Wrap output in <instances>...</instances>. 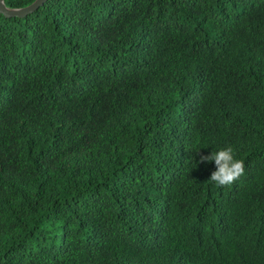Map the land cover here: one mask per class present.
<instances>
[{
  "label": "trees",
  "instance_id": "16d2710c",
  "mask_svg": "<svg viewBox=\"0 0 264 264\" xmlns=\"http://www.w3.org/2000/svg\"><path fill=\"white\" fill-rule=\"evenodd\" d=\"M0 264H264V0L0 13Z\"/></svg>",
  "mask_w": 264,
  "mask_h": 264
},
{
  "label": "clouds",
  "instance_id": "9594fccd",
  "mask_svg": "<svg viewBox=\"0 0 264 264\" xmlns=\"http://www.w3.org/2000/svg\"><path fill=\"white\" fill-rule=\"evenodd\" d=\"M201 162H214L215 171L208 178L216 186H227L234 183L244 174V161L235 158L231 146L221 148L210 155L201 156Z\"/></svg>",
  "mask_w": 264,
  "mask_h": 264
},
{
  "label": "water",
  "instance_id": "95a60500",
  "mask_svg": "<svg viewBox=\"0 0 264 264\" xmlns=\"http://www.w3.org/2000/svg\"><path fill=\"white\" fill-rule=\"evenodd\" d=\"M44 2L45 0H35L33 3L26 7L19 9H9L5 6L4 0H0V13L4 14L5 16H24L25 14L37 9Z\"/></svg>",
  "mask_w": 264,
  "mask_h": 264
}]
</instances>
